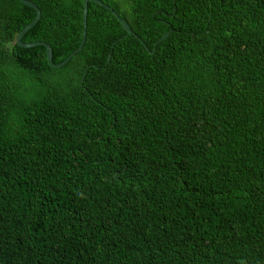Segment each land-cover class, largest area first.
<instances>
[{
    "label": "trees",
    "instance_id": "1",
    "mask_svg": "<svg viewBox=\"0 0 264 264\" xmlns=\"http://www.w3.org/2000/svg\"><path fill=\"white\" fill-rule=\"evenodd\" d=\"M32 1L60 63L85 0ZM103 1L55 68L0 0V264H264V0Z\"/></svg>",
    "mask_w": 264,
    "mask_h": 264
},
{
    "label": "water",
    "instance_id": "2",
    "mask_svg": "<svg viewBox=\"0 0 264 264\" xmlns=\"http://www.w3.org/2000/svg\"><path fill=\"white\" fill-rule=\"evenodd\" d=\"M23 4L33 8L36 11V16L35 18L28 23L17 35V43L20 47H24V48H29V47H34V46H44L46 48L47 51V58L48 61L50 63L51 66L57 68V67H62L65 64H67L78 52H80L87 40V17H88V4L90 1H94L102 6L107 7L110 11L113 12V14L119 19V21L123 24L124 28L127 30L128 34H133V35H137L135 33V31L132 29V27L130 26V24L123 19L120 14L109 4H107L106 2H104L103 0H85L84 2V29H83V36H82V40L81 43L79 45L78 48H76L69 56H67L62 62L60 63H55L53 60V47L45 42V41H33V42H25L23 40V37L25 36V34L32 29L40 20L41 16H42V11L41 8L32 0H20ZM169 35V32L166 33L165 35L162 36V38L160 39L163 40L164 38H166ZM155 51V50H154ZM152 51V52H154Z\"/></svg>",
    "mask_w": 264,
    "mask_h": 264
}]
</instances>
